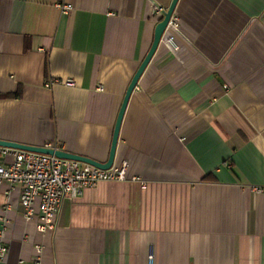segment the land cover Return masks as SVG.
<instances>
[{
	"label": "crops",
	"instance_id": "obj_1",
	"mask_svg": "<svg viewBox=\"0 0 264 264\" xmlns=\"http://www.w3.org/2000/svg\"><path fill=\"white\" fill-rule=\"evenodd\" d=\"M171 2L0 0V141L105 163ZM172 18L122 119L126 180L64 200L41 232L3 185L0 264L37 247L41 264H264V0H178Z\"/></svg>",
	"mask_w": 264,
	"mask_h": 264
},
{
	"label": "built area",
	"instance_id": "obj_2",
	"mask_svg": "<svg viewBox=\"0 0 264 264\" xmlns=\"http://www.w3.org/2000/svg\"><path fill=\"white\" fill-rule=\"evenodd\" d=\"M57 9L61 14H67L72 10V6L60 4L57 5ZM163 11L156 8L154 17L156 23L163 18ZM178 26V21L171 18L165 32L177 33ZM166 43L173 45V36L170 35ZM56 83L59 82H49L46 87ZM62 83L66 86L73 85L70 79ZM52 149L56 150L55 147ZM126 169L125 162L120 165L113 164L108 170H100L79 162L59 159L54 155L0 147V187L7 185L4 194L8 199L11 193L15 191L19 193L23 218L28 222L36 219V230L40 232L56 227L64 200H74L82 195L84 189L99 183L122 182L126 180ZM141 188H145L143 183ZM4 251L0 248V257ZM41 252V248L37 247L32 264H41ZM147 264H154L153 256H148Z\"/></svg>",
	"mask_w": 264,
	"mask_h": 264
},
{
	"label": "water",
	"instance_id": "obj_3",
	"mask_svg": "<svg viewBox=\"0 0 264 264\" xmlns=\"http://www.w3.org/2000/svg\"><path fill=\"white\" fill-rule=\"evenodd\" d=\"M177 3H178V0H172L168 9L163 11L162 13L163 18L155 26L152 45L127 87L121 107L117 115L116 123L114 126L111 146L109 150V156L105 163H98L88 158L80 157V156H77V155H74V154H71L65 151H61L58 149L55 150L52 148L32 147V146L20 145L17 143H11V142H6V141H0V147L12 149V150L24 151V152H31V153H36V154H44V155H49V156L54 155L55 157L59 159L79 162V163L86 164V165L92 166L100 170H108L114 164V158H115L116 147L118 143L120 127H121L124 112L126 110L130 96L132 92L134 91L144 70L146 69L150 60L152 59L154 53L156 52L158 45L162 39V36L165 32V29L174 14V10L176 8Z\"/></svg>",
	"mask_w": 264,
	"mask_h": 264
}]
</instances>
